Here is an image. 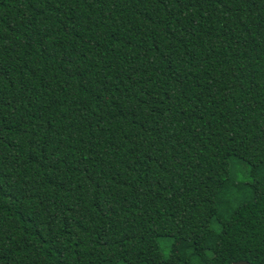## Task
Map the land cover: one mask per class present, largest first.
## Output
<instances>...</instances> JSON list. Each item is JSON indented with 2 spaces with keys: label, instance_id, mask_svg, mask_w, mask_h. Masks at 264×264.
<instances>
[{
  "label": "trees",
  "instance_id": "obj_1",
  "mask_svg": "<svg viewBox=\"0 0 264 264\" xmlns=\"http://www.w3.org/2000/svg\"><path fill=\"white\" fill-rule=\"evenodd\" d=\"M237 260L264 264V0H0V264Z\"/></svg>",
  "mask_w": 264,
  "mask_h": 264
},
{
  "label": "rangeland",
  "instance_id": "obj_2",
  "mask_svg": "<svg viewBox=\"0 0 264 264\" xmlns=\"http://www.w3.org/2000/svg\"><path fill=\"white\" fill-rule=\"evenodd\" d=\"M238 166L240 169L247 171V167H245V165L243 163L238 164ZM159 245H160L161 252L163 253L164 256H166L168 254V250H169L170 239L169 238H160L159 239Z\"/></svg>",
  "mask_w": 264,
  "mask_h": 264
},
{
  "label": "water",
  "instance_id": "obj_3",
  "mask_svg": "<svg viewBox=\"0 0 264 264\" xmlns=\"http://www.w3.org/2000/svg\"><path fill=\"white\" fill-rule=\"evenodd\" d=\"M229 264H252V263H250L247 260H237V261L231 262Z\"/></svg>",
  "mask_w": 264,
  "mask_h": 264
}]
</instances>
